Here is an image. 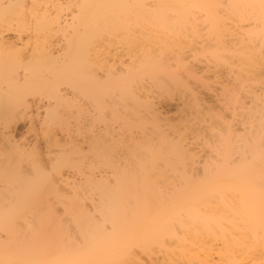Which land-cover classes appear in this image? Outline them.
<instances>
[{
	"label": "bare ground",
	"instance_id": "obj_1",
	"mask_svg": "<svg viewBox=\"0 0 264 264\" xmlns=\"http://www.w3.org/2000/svg\"><path fill=\"white\" fill-rule=\"evenodd\" d=\"M263 47L264 0H0V264H264Z\"/></svg>",
	"mask_w": 264,
	"mask_h": 264
},
{
	"label": "rangeland",
	"instance_id": "obj_2",
	"mask_svg": "<svg viewBox=\"0 0 264 264\" xmlns=\"http://www.w3.org/2000/svg\"><path fill=\"white\" fill-rule=\"evenodd\" d=\"M63 1H67V0H63ZM72 6L73 5H71V8H72ZM74 7V6H73ZM11 36L10 34H5V37H9V36ZM10 38V37H9ZM262 50L264 51V47L262 48ZM198 67V66H197ZM196 67V68H197ZM198 69V68H197ZM222 71V75L224 76L223 78L221 77L220 79H219V81H220V83H221V80L223 79V82L221 83V85L219 84V82L218 83H216V82H213L214 80H210L209 81V84L211 83V87L210 88H208L207 89V87H206V89L204 88V87H202L201 88V86H198V83L197 82H193L191 79V81H189V83L190 82H193V83H195V84H193V85H197L198 87H196L195 88V86H193L194 88V90H195V92L196 93H198L197 94V96L199 97V99L201 98V100L202 101H200L201 102V104L202 105H204V106H209V107H211L212 109H213V112H216V111H220V113H223V112H221V110L223 109L224 110V105H223V102L225 101L224 100V96H222V89L223 88H229V87H233V85H232V79L230 78L229 79V77H227L228 75H225L226 74V72L224 71V69H221ZM225 73H224V72ZM230 81H231V84H230ZM197 83V84H196ZM191 84V83H190ZM228 85H229V87H228ZM191 86V85H190ZM209 87V86H208ZM256 90L257 91H262V92H264V82H262V83H260V85H256ZM153 91H154V89H153ZM224 91V90H223ZM178 91H176V93H175V91H173V92H171V95L169 94H167L166 95V93L164 94V93H161L160 91L158 92V90H155V93H153L154 94V97L152 96V94H151V96L150 97H153V99L151 100V101H154V102H152V103H154L153 105H155V107H153V108H155V110L157 109L158 110V112H157V110L155 111L154 109H153V111L154 112H157V114H160V115H163V117L165 116V117H167V118H169V120L171 119L172 121L171 122H176V118L178 117V115H179V118H180V115H182L183 113L186 115V116H188V113H186V109H183V108H186L184 105L185 104H183V106L184 107H182V104L181 103H183V101L184 100H186V98H187V96H188V92H183V94H185V95H180V93L178 94L177 93ZM173 94V95H172ZM176 94H178V96L176 95ZM224 95V94H223ZM183 96V97H182ZM186 96V97H185ZM76 97H77V99H80L79 97H78V95H76ZM182 97V98H181ZM180 98V99H179ZM217 98L219 99V100H217ZM34 101H33V106H35L37 103L36 102H38V106L36 105V107H34V108H36L35 110H34V108L32 107V111H33V113H34V115L32 116V111L28 114V115H26V116H24L26 119H24V117L23 118H21V119H19V121L17 120L16 122V124L14 125H12V128H13V130H12V135H13V137H14V139L16 140H20L21 141V143H23V141L25 140V141H27V142H25L24 141V145L25 146H27L28 148H29V146H28V144H31V146H32V142H36V141H38V143H39V145L37 144V142H36V145L40 148V150L42 151H44V146L42 147V144H43V142H42V138H41V132H40V128L41 129H43V124L44 123H42V126H40L41 125V117H42V115H43V106L45 105L44 103V101L45 100H38V98H34L33 99ZM37 100V101H36ZM83 99L81 98L80 99V102L82 103V102H84V100L82 101ZM224 100V101H223ZM189 101V100H188ZM187 101V102H188ZM246 101V99H244V102ZM35 102V103H34ZM40 102L42 103V105L40 104ZM85 103V105H88L87 104V102L85 101L84 102ZM184 103H185V101H184ZM44 104V105H43ZM84 105V107H86V109L87 110H85V111H87V112H89L90 114L89 115H87L86 113H84V115L83 116H85L86 117V119H89L90 118V115H91V109H89V106L87 107V106H85ZM153 105H151L150 106V108L153 106ZM41 108H40V107ZM223 106V107H222ZM39 108V109H38ZM91 108V107H90ZM152 109V108H151ZM90 110V111H89ZM183 110V111H182ZM222 110V111H223ZM34 111H37V112H34ZM181 111L183 112V113H181ZM185 111V112H184ZM225 112V111H224ZM35 113H37V114H35ZM162 113V114H161ZM180 113V114H179ZM223 114H228V112L227 113H223ZM31 115V117H29ZM159 115V116H160ZM29 117V118H28ZM127 118L128 117H131V116H126ZM162 117V116H161ZM132 118V117H131ZM178 118V119H179ZM119 120V119H118ZM122 120V119H121ZM175 120V121H174ZM108 122H110V124L112 125V124H114V127H115V125H116V123L118 122V123H120L121 124V121H115L114 122V120H111L110 121V118L108 117V120H107ZM113 122V123H112ZM96 122H94L93 123V125L95 124ZM98 123V122H97ZM96 123V124H97ZM100 123V122H99ZM95 124L97 127H95L94 126V128H98L99 129V127L100 126H102L103 127V122H101L100 124ZM102 124V125H101ZM44 125H46V124H44ZM33 126V127H32ZM30 127V128H29ZM101 127V128H102ZM11 128V129H12ZM134 131H136V130H134ZM133 130L131 131L132 132V134L133 133H135ZM23 136V138H24V140H21L22 137ZM16 137V138H15ZM19 138V139H18ZM21 138V139H20ZM41 138V139H40ZM19 141V142H20ZM42 143H41V142ZM26 147V148H27Z\"/></svg>",
	"mask_w": 264,
	"mask_h": 264
}]
</instances>
